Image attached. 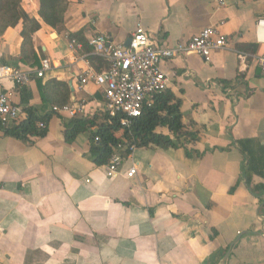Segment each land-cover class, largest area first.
<instances>
[{"label": "crops", "instance_id": "crops-1", "mask_svg": "<svg viewBox=\"0 0 264 264\" xmlns=\"http://www.w3.org/2000/svg\"><path fill=\"white\" fill-rule=\"evenodd\" d=\"M67 2L57 30L39 17V0H21L41 23L32 35L39 62L51 67L22 87L4 86L13 104L47 117L46 131L26 140L0 127V264H264V42L256 31L264 0ZM138 25L160 46L209 26L228 44L207 62L193 53L160 62L194 144L134 148L109 179L90 152V131L67 142L73 117L50 101L80 106L78 117L102 112V88L78 78L106 63L83 46L71 50L68 35L87 42L106 33L126 45ZM21 30L20 21L0 35V64L23 68ZM155 132L174 138L166 126ZM132 164L137 173L127 178Z\"/></svg>", "mask_w": 264, "mask_h": 264}, {"label": "built area", "instance_id": "built-area-1", "mask_svg": "<svg viewBox=\"0 0 264 264\" xmlns=\"http://www.w3.org/2000/svg\"><path fill=\"white\" fill-rule=\"evenodd\" d=\"M220 3L223 4L222 1ZM256 31L258 41L264 42V20H257ZM91 47L90 54L103 58L105 69L100 72L87 67L79 76L81 85L89 83L99 85L103 90L104 110L110 116L124 114L121 123L130 126L133 118L140 115L144 105H151L156 94L167 88L168 75L160 68V62L164 59L176 56L197 54L204 61H210L212 52L227 46V37L216 26H209L200 30L185 43H178L173 47L160 46L155 34L138 25L131 33L128 45L118 44L106 33H98L88 41ZM68 47L71 50L82 48V44L74 38L69 39ZM244 57L247 54L240 53ZM258 63L264 71V54L258 57ZM48 60H43L39 67L20 68L7 64H0V127L9 128L18 124L24 118L23 109L11 101V94L4 86V81L9 80L15 85H24L31 75L44 76L50 69ZM51 110L56 114L67 113L71 117L81 111V107L73 104L52 106ZM39 128H45L44 121H37ZM188 128V127H187ZM127 140L121 143L110 154L104 164L105 176L115 178L120 172V166L125 158L121 151ZM134 146L130 145L132 152ZM137 173V164H132L124 173L127 178H132ZM88 182V180L86 179Z\"/></svg>", "mask_w": 264, "mask_h": 264}, {"label": "trees", "instance_id": "trees-1", "mask_svg": "<svg viewBox=\"0 0 264 264\" xmlns=\"http://www.w3.org/2000/svg\"><path fill=\"white\" fill-rule=\"evenodd\" d=\"M67 5V0H39V17L46 25L58 30L63 26ZM20 21L22 22L20 61L23 67H37L40 62L33 46L32 35L41 28V23L36 18L25 13L21 7V0H0V35L7 28L16 26ZM80 33H70L68 37L69 39L74 38L81 43L83 52H90L91 47L88 46V42L81 37ZM58 84L61 85V83ZM15 86L18 88L23 85ZM44 90L45 87L43 88V95ZM66 102L62 100L55 104L56 102L50 101L52 106H63L66 105ZM22 109L25 116L18 124L1 129L5 133L13 134L26 140L43 136L46 127L39 128L37 121L42 120L45 122L47 117L39 118L34 110L27 105V102H24ZM123 117L124 114L110 116L105 111L92 116L73 117L69 123L70 127L64 130L65 140L71 142L79 132L89 130L91 138L90 152L94 161L100 165L107 162L110 154L123 139L127 140L125 147L121 151V155L124 157L130 153V145L137 148L155 143L161 147L183 146L188 149L196 141L197 132L182 124L180 101L168 88L156 94L151 105H144L141 108L140 115L132 119L130 126L122 125L121 119ZM157 126H166L174 138L170 139L168 136L156 133L155 128ZM93 127L95 130H91ZM251 170L252 166H249L245 171L247 181L251 179L249 174Z\"/></svg>", "mask_w": 264, "mask_h": 264}, {"label": "water", "instance_id": "water-1", "mask_svg": "<svg viewBox=\"0 0 264 264\" xmlns=\"http://www.w3.org/2000/svg\"><path fill=\"white\" fill-rule=\"evenodd\" d=\"M129 42H130V38L128 39V41H127L126 45H128V44H129Z\"/></svg>", "mask_w": 264, "mask_h": 264}]
</instances>
